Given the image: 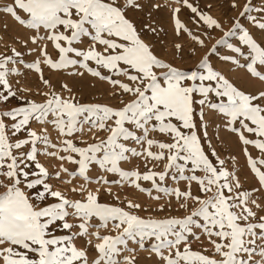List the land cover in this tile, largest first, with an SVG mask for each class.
Instances as JSON below:
<instances>
[{
  "label": "snow or ice",
  "instance_id": "1",
  "mask_svg": "<svg viewBox=\"0 0 264 264\" xmlns=\"http://www.w3.org/2000/svg\"><path fill=\"white\" fill-rule=\"evenodd\" d=\"M228 4L0 0V264H264V0Z\"/></svg>",
  "mask_w": 264,
  "mask_h": 264
},
{
  "label": "rangeland",
  "instance_id": "2",
  "mask_svg": "<svg viewBox=\"0 0 264 264\" xmlns=\"http://www.w3.org/2000/svg\"><path fill=\"white\" fill-rule=\"evenodd\" d=\"M254 2H258V0H254ZM214 3L216 5V8H215V11L213 12V15L221 18L222 21H224L226 26H227V22L230 21V18L235 16L236 13L230 9L229 4H228V0H214ZM187 15H188V13L185 12L184 16L182 18L186 19ZM7 22L11 26V30H12L13 34L19 33L20 35H24L23 30L18 29L13 23H11L12 21L9 20ZM158 22L161 24L162 27H164L169 32V36L165 39L171 41V39H172L171 26L168 22V13H164V12L160 13L159 18H158ZM214 35L218 36L219 33H214ZM212 42H214V41H209V44H211ZM3 50H4L3 44H0V51H3ZM19 50L23 51V49H19ZM168 51H169V53H171L170 44L168 47ZM169 58H170V56H169ZM196 58H198V57H196ZM196 58H193V60H188V57L186 55L185 60L187 62L185 63L184 66L185 67H191L192 63L194 62V59H196ZM177 63L179 64V61H177ZM47 75H48V73H46V76ZM51 78H52L53 83H56L57 79H61V80L66 79L70 86H72L75 90L83 93V98L85 100L99 97L101 99V102H106V97L104 96V91H105L106 85H102V84L97 83L96 87L92 88V87H90V85L94 81H92L91 78H86L83 80H80V79L74 80L72 78L55 77V76H53ZM34 82H35V77L34 76L29 77V83H34ZM212 131H215V130L210 129V132H212ZM221 147H223V145H221ZM231 150L238 157V166L242 167L244 165V157L240 153L239 147L235 144L234 141L232 142ZM253 154L255 155V153H253ZM135 166H140L141 171L144 170L142 165H140L138 161H133L131 164L125 165V167H128V168L135 167ZM109 179H113V177H109ZM145 186H147V185H145ZM113 191H120V190L117 188H114ZM123 192L126 193L130 198H134L141 203H148V204L153 203V202L148 201L145 196L136 192L133 189L126 187L123 190ZM101 200L106 201V202H112L111 197L106 195V194L101 195ZM141 214H144V213H141ZM173 214H176V213H173ZM194 247H195V245H194ZM141 257H147V253H141ZM140 264H152V261L147 260V259H142L140 261Z\"/></svg>",
  "mask_w": 264,
  "mask_h": 264
},
{
  "label": "bare ground",
  "instance_id": "3",
  "mask_svg": "<svg viewBox=\"0 0 264 264\" xmlns=\"http://www.w3.org/2000/svg\"><path fill=\"white\" fill-rule=\"evenodd\" d=\"M12 23V22H11ZM32 79V78H31Z\"/></svg>",
  "mask_w": 264,
  "mask_h": 264
}]
</instances>
